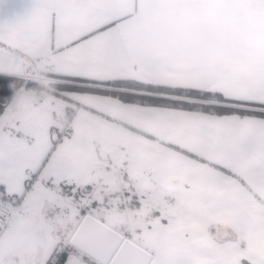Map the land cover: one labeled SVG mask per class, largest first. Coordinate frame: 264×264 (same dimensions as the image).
<instances>
[{"label": "snow or ice", "instance_id": "snow-or-ice-1", "mask_svg": "<svg viewBox=\"0 0 264 264\" xmlns=\"http://www.w3.org/2000/svg\"><path fill=\"white\" fill-rule=\"evenodd\" d=\"M0 264H264V0H0Z\"/></svg>", "mask_w": 264, "mask_h": 264}, {"label": "crops", "instance_id": "crops-1", "mask_svg": "<svg viewBox=\"0 0 264 264\" xmlns=\"http://www.w3.org/2000/svg\"><path fill=\"white\" fill-rule=\"evenodd\" d=\"M18 67H19V65H18Z\"/></svg>", "mask_w": 264, "mask_h": 264}]
</instances>
